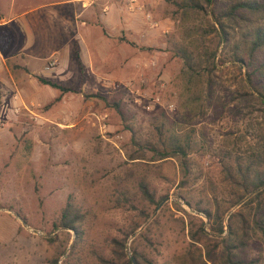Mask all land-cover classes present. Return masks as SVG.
<instances>
[{
  "label": "rangeland",
  "instance_id": "1",
  "mask_svg": "<svg viewBox=\"0 0 264 264\" xmlns=\"http://www.w3.org/2000/svg\"><path fill=\"white\" fill-rule=\"evenodd\" d=\"M67 1L0 0V264H77L78 257L100 264L95 255L111 257V240L121 239L135 219L132 203L152 215L128 238L130 259L132 240L167 201L179 193L194 201L219 197V161L244 154L255 141L229 102L240 75L228 64L209 108L179 105L182 63L173 46L184 33L172 0H135L133 7L128 0ZM47 2L55 6L38 7ZM187 23L206 25V18L191 16ZM208 39L214 48L216 39ZM64 42L69 56L62 63L50 53ZM40 77L70 90L52 89ZM162 112L191 134L182 186L176 159L152 162L150 152L131 142L132 136L155 142ZM143 152L145 160H130ZM140 180L156 199L165 197L156 210L135 195ZM67 202L84 215L82 238L70 255L76 235L58 227ZM165 215L169 222L162 237L153 236V250L139 243L138 250L152 264H192L183 256L198 251L175 220L182 214ZM211 246L204 242L203 251ZM246 259L264 264V240L251 243Z\"/></svg>",
  "mask_w": 264,
  "mask_h": 264
},
{
  "label": "trees",
  "instance_id": "2",
  "mask_svg": "<svg viewBox=\"0 0 264 264\" xmlns=\"http://www.w3.org/2000/svg\"><path fill=\"white\" fill-rule=\"evenodd\" d=\"M172 3L176 6L184 33L183 42L173 46L174 55L182 63L180 77L185 98L179 105L188 108L190 105L201 104L209 108L217 94L218 84L220 88L218 78H221L228 64L240 75L231 91L229 102L237 114L247 119V126L251 130L249 136L255 141L248 144V150L244 154L229 153V159L219 161L222 172L219 197H204L194 201L189 194L179 193L176 200L167 201L154 219L132 240V256L135 264H152L138 250V243L153 250V236L162 237L163 227L169 222L165 211L173 210L182 214V217L175 220L185 232L188 246L198 251L196 256L188 251L183 256L186 261L192 264H246L251 243L256 238L264 240V0H172ZM191 16H204L206 25L189 27L187 22ZM209 36L216 39L214 48L206 45ZM38 80L61 92L70 90L42 77ZM202 97L206 102L204 105ZM114 106L119 110V104L115 103ZM161 115L160 122L156 125L155 142L140 143L134 136L131 142L141 150L150 152L152 162L176 159L182 186L186 184L189 174L191 134L183 133L180 124L177 121L169 122L163 112ZM145 158L143 152L131 156L130 160ZM135 195L154 206L155 210L165 200V197L156 199L155 193L144 180L137 183ZM123 200L130 202L127 197ZM180 200L192 212L203 216L207 224L183 209ZM128 208L129 211L136 212L135 219L121 239L111 240V257L105 259L101 255H95L98 263L133 264L124 253L127 240L152 214L139 210L132 203ZM164 217L167 220L162 223L161 218ZM83 221L84 215L67 202L61 211L58 227L72 230L76 235L69 255L82 238ZM204 242L212 244L211 249L206 252L203 251ZM215 254L218 255L219 263ZM77 264H82V257H78Z\"/></svg>",
  "mask_w": 264,
  "mask_h": 264
},
{
  "label": "crops",
  "instance_id": "3",
  "mask_svg": "<svg viewBox=\"0 0 264 264\" xmlns=\"http://www.w3.org/2000/svg\"><path fill=\"white\" fill-rule=\"evenodd\" d=\"M67 2H72V3H77L76 0H69ZM64 3V2H63ZM69 4V3H68ZM53 7L55 6V2H47V3H42L40 4L38 7ZM33 10H36L35 8H33L30 12H32ZM50 13H53V12H50ZM13 18H10L7 20V22H10ZM53 54H60L59 56H61V61L62 63H64L67 59H68V56H69V44L68 42H64L62 48L60 49H56V50H53L50 55H53ZM43 60V59H42Z\"/></svg>",
  "mask_w": 264,
  "mask_h": 264
},
{
  "label": "built area",
  "instance_id": "4",
  "mask_svg": "<svg viewBox=\"0 0 264 264\" xmlns=\"http://www.w3.org/2000/svg\"><path fill=\"white\" fill-rule=\"evenodd\" d=\"M129 1V3H130V5L133 7L134 6V2H135V0H128ZM156 101H158V98L155 100V102ZM173 106L172 105H170L169 106V108L171 109ZM147 110H149L150 109V106L148 105L147 107Z\"/></svg>",
  "mask_w": 264,
  "mask_h": 264
},
{
  "label": "water",
  "instance_id": "5",
  "mask_svg": "<svg viewBox=\"0 0 264 264\" xmlns=\"http://www.w3.org/2000/svg\"><path fill=\"white\" fill-rule=\"evenodd\" d=\"M130 260L132 261V263L134 264L133 258L132 256H129Z\"/></svg>",
  "mask_w": 264,
  "mask_h": 264
}]
</instances>
